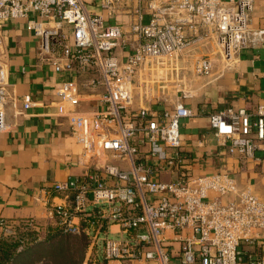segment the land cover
<instances>
[{"label": "built area", "instance_id": "2783aa9c", "mask_svg": "<svg viewBox=\"0 0 264 264\" xmlns=\"http://www.w3.org/2000/svg\"><path fill=\"white\" fill-rule=\"evenodd\" d=\"M252 6L253 0H0V132L8 127L3 27L27 19L40 61L66 77L52 103L88 160L79 178L55 185L72 192L70 205L48 214L64 234L93 229L104 264H264V191L231 171L193 174L180 132L181 121L194 115L183 100L231 69L243 49L264 45V28L249 25ZM82 101L95 106L80 110ZM36 104L24 95L25 108ZM208 118L228 154L242 165L259 162L264 104L226 107ZM20 224L37 230L32 218ZM16 225L0 219V229Z\"/></svg>", "mask_w": 264, "mask_h": 264}, {"label": "crops", "instance_id": "0c3cea01", "mask_svg": "<svg viewBox=\"0 0 264 264\" xmlns=\"http://www.w3.org/2000/svg\"><path fill=\"white\" fill-rule=\"evenodd\" d=\"M26 21L9 19L3 27L9 84L5 106L8 127L0 132V219L20 224L22 219L32 218L44 226L45 234L58 229L56 219L48 214L49 208L68 206L72 200V192L57 191L55 185L79 178L88 160L82 158V146L52 103L57 87L66 77L40 61L38 39L27 28ZM249 25L253 29L264 28V0H253ZM24 95H30L37 104L25 108ZM183 102L194 110V115L180 124L181 146L192 162L190 171L193 174L231 171L240 183H249L254 191L262 193L263 151L255 152L259 162L250 160L242 165L213 134L208 115L226 107L254 110L264 104V45L243 49L231 69L220 72L193 98ZM94 106L93 102L82 101L79 109ZM74 221L86 226L80 218ZM110 229L115 232L118 227L111 225ZM84 233L92 242L94 230L88 228ZM242 249L250 248L243 245ZM18 262L13 257L4 264Z\"/></svg>", "mask_w": 264, "mask_h": 264}, {"label": "rangeland", "instance_id": "374dc122", "mask_svg": "<svg viewBox=\"0 0 264 264\" xmlns=\"http://www.w3.org/2000/svg\"><path fill=\"white\" fill-rule=\"evenodd\" d=\"M209 52V51H208ZM218 56V55H216ZM219 64V62L217 63ZM37 230L26 231L22 225L10 226L6 230L0 229V236L16 235L21 243L17 251L18 264H89L103 262V241L92 242L82 238L81 234H65L49 238L44 234L42 225L36 224ZM84 233V232H83Z\"/></svg>", "mask_w": 264, "mask_h": 264}, {"label": "trees", "instance_id": "16d2710c", "mask_svg": "<svg viewBox=\"0 0 264 264\" xmlns=\"http://www.w3.org/2000/svg\"><path fill=\"white\" fill-rule=\"evenodd\" d=\"M51 231V230H50ZM47 232L45 234H47V236H49V238H56V235L60 236H66L64 233H62L59 229L55 228L52 229L51 232ZM54 234V235H53ZM82 238H84L85 240H87V235L85 233L82 232L81 234ZM67 237V236H66ZM20 239L18 236L14 235H9V236H0V264H4L6 261H9L11 258L14 257V260L18 259V255L19 252L17 251L18 247L20 246ZM63 264H67V263H63Z\"/></svg>", "mask_w": 264, "mask_h": 264}]
</instances>
